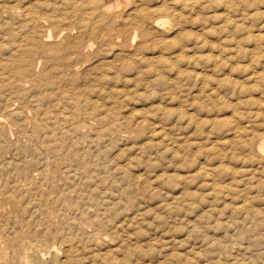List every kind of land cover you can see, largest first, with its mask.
I'll return each instance as SVG.
<instances>
[{
    "label": "rangeland",
    "instance_id": "obj_1",
    "mask_svg": "<svg viewBox=\"0 0 264 264\" xmlns=\"http://www.w3.org/2000/svg\"><path fill=\"white\" fill-rule=\"evenodd\" d=\"M263 138L264 0H0V264H264Z\"/></svg>",
    "mask_w": 264,
    "mask_h": 264
},
{
    "label": "bare ground",
    "instance_id": "obj_2",
    "mask_svg": "<svg viewBox=\"0 0 264 264\" xmlns=\"http://www.w3.org/2000/svg\"><path fill=\"white\" fill-rule=\"evenodd\" d=\"M108 8V7H107ZM106 8V9H107ZM110 8V7H109ZM106 9H105V11H106ZM109 10H111V12H112V9H109ZM108 10V11H109ZM103 11V10H102ZM110 12V11H109ZM108 12V13H109ZM107 14V13H106ZM108 15V14H107ZM112 16V15H111ZM160 23V22H159ZM86 24V23H85ZM159 29V28H158ZM50 37V36H49ZM52 39V38H51ZM47 43V42H46ZM49 44V43H48ZM48 44H47V46H48ZM257 149H258V151H259V153L260 154H262L263 156H264V138L263 139H261L260 141H259V143H258V145H257ZM56 251H58V250H56ZM37 253V252H36ZM38 254V253H37ZM57 255V254H56ZM16 260V259H15ZM16 262V261H15Z\"/></svg>",
    "mask_w": 264,
    "mask_h": 264
}]
</instances>
